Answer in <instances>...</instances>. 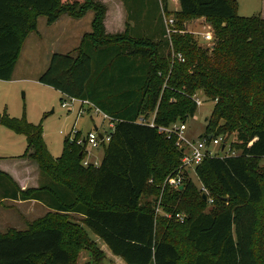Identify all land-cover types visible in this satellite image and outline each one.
I'll list each match as a JSON object with an SVG mask.
<instances>
[{"label": "trees", "instance_id": "1", "mask_svg": "<svg viewBox=\"0 0 264 264\" xmlns=\"http://www.w3.org/2000/svg\"><path fill=\"white\" fill-rule=\"evenodd\" d=\"M178 2V12L163 10L184 33L168 38L163 17L162 36L150 38L133 37L128 26L107 33L108 7L97 0H0L2 81L13 80L40 18L53 25L64 15L80 20L94 13L77 55L54 54L39 82L115 123L96 167L83 164L79 134L66 138L55 159L41 125L0 114V126L26 137L20 158L36 163L42 175L38 188L23 190L0 170V204L38 201L53 210L25 231L0 232V264H78L83 251L90 253L88 264H104L89 232L125 264H264V18L239 17L234 0ZM201 18L214 25L206 48L186 26ZM199 92L215 102L205 140L221 137L224 145L235 135L239 154L205 158L196 167L202 189L186 181L187 170L181 187H164L179 174L184 153L176 138L139 120L184 124L196 113Z\"/></svg>", "mask_w": 264, "mask_h": 264}, {"label": "rangeland", "instance_id": "2", "mask_svg": "<svg viewBox=\"0 0 264 264\" xmlns=\"http://www.w3.org/2000/svg\"><path fill=\"white\" fill-rule=\"evenodd\" d=\"M234 1L239 17H257L262 14L264 9V0ZM126 3L130 14V5L134 9L131 14L133 28L130 31L133 37L146 36L155 38L160 34L161 27L164 29L163 17L166 15L165 9H161L158 0H126ZM138 7L139 10L137 9ZM173 9L175 8L171 6V11H169L171 14L174 11ZM93 18V12H89L80 20L63 16L53 25H49L45 17L40 18L37 32L32 33L24 43L13 80L0 81V114L6 113L10 118L18 120L24 118L35 126L41 125L44 141L50 154L55 159L63 155L66 138L69 136L72 139L75 138L73 133H78L80 139L83 140L90 131H96L95 127L99 129L98 135L105 136V134L111 132L109 127L110 120L94 107L90 106V109L84 108L85 111L83 110L84 112L80 114L81 104L71 102L66 95L39 82L40 77L47 71L54 54L77 55L76 50L80 47L83 35L92 30L91 23ZM186 26L205 48L207 45H213L214 25L208 23L206 19L188 21ZM205 32H209L213 36V40L210 43L202 39V34ZM198 96L203 102L202 105L197 107L193 117L186 119L184 122L187 130L183 136L192 143H197L201 140L205 141L207 120L211 118L215 107V102L208 99L203 92H199ZM63 104H66L67 108H64ZM176 124L181 125L183 123L178 121ZM200 136H203V138L200 139ZM16 138H21L22 140L18 144L16 142V155L23 156L26 148L25 138ZM236 140V136L233 135L225 141L226 149L224 151H222L223 145L215 146L211 141L206 144L205 148L216 156L238 155L239 152L234 150ZM83 147L86 150L84 162L90 161L96 167L101 164L104 155L103 146L92 148L83 145ZM177 148L180 149L178 146ZM33 165L36 168V171H34L35 184L31 185L37 186L38 183L39 187L42 182V175L38 165L34 162ZM190 171L186 181H191L197 189H202V184L196 174V167ZM13 180L19 185L14 178ZM2 200L0 199V201ZM3 202L0 207V232L6 233L12 227H20V230H26L27 225L25 222L16 221L15 204L11 203V200ZM209 209L211 207L207 206L205 211L207 212ZM89 233L92 239L97 240L100 246H103V242L96 235L92 232ZM82 257H80L79 264H85ZM104 264L125 263L112 255V257L105 260Z\"/></svg>", "mask_w": 264, "mask_h": 264}, {"label": "crops", "instance_id": "3", "mask_svg": "<svg viewBox=\"0 0 264 264\" xmlns=\"http://www.w3.org/2000/svg\"><path fill=\"white\" fill-rule=\"evenodd\" d=\"M97 1L104 3L108 7V12H107L106 20H105V26H106L107 33L109 34L122 33L126 30L127 26L130 28V30L133 28L131 14L134 12V9L132 8V5H130V8H131V14H130L126 0H97ZM158 1H159L161 9L166 8L168 11H171L170 7L173 6L175 8L173 9L174 10L173 13L178 12L180 10V5H179L178 0H162V1L158 0ZM137 9L139 10V7ZM64 16H67V15H64ZM260 16L264 18V9ZM203 19L204 18H201L198 20H203ZM187 30L188 32H190L188 27H187ZM160 31H161L160 35L157 38L162 36L164 32L163 27H161ZM15 72H16V69H15ZM95 129L96 131L94 132H98L99 129L97 127H95ZM6 131H9L12 134ZM16 137L25 138L26 148L24 152L26 153L27 147H28L26 137L23 135L16 134L12 130L4 126H0V170L2 172L9 174L12 178H14L19 183V186L23 190H26L28 188H37L38 183H37V186L31 185V184L33 185L35 184L34 171H36L35 170L36 168L34 167L33 162L30 161L29 159L20 158L19 156L21 155H16V142L18 144L20 141H22L21 138H16ZM11 203H14L15 204L14 206L16 207V221L20 220L21 222H25V224L27 225V229H28L29 224L46 216L49 213H52L53 211L51 208H49L45 204L38 202V201H11ZM2 205L3 204L1 203L0 207ZM73 216L77 220H80V221L83 219L81 215L79 216L77 214H73ZM19 228L20 227H16V228L12 227L10 229H16L18 231H25V230H20ZM92 240L96 242L99 245L100 249L105 253L106 255L105 260L109 257H112L113 254L109 250L107 245L103 243V246H100L97 240H94V239ZM81 256H83L82 258L85 264L91 262V256L88 251H83L80 257ZM78 264H79V261H78Z\"/></svg>", "mask_w": 264, "mask_h": 264}, {"label": "built area", "instance_id": "4", "mask_svg": "<svg viewBox=\"0 0 264 264\" xmlns=\"http://www.w3.org/2000/svg\"><path fill=\"white\" fill-rule=\"evenodd\" d=\"M165 25H166V30H167V36L168 38L171 37V35L173 33H184L181 31H176L174 29V25H175V20L173 18H167L165 15ZM202 39L207 42L210 43L213 40V36L212 34H210L209 32H205L204 34H202ZM181 61H184L182 59L181 55L177 56ZM194 102L196 103L197 106L202 105V100L199 98L198 94H196L194 96ZM71 102H78L79 104H81V108H80V114L83 113L85 111V109H90L89 107L93 105L89 104L88 102H84V101H79L77 99L74 98H70ZM64 108H67L66 104H63ZM85 108V109H84ZM95 108V107H94ZM96 109V108H95ZM84 110V111H83ZM98 111V109H96ZM100 112V111H98ZM105 116V115H104ZM106 117V116H105ZM108 118V117H106ZM109 119V118H108ZM110 120V119H109ZM139 123L141 124H146L151 128H158V131L160 134H164L165 136H167L168 139H174L176 138V145L182 149L183 153H184V157L182 159V165L180 167V172L177 176H170L168 177L167 181L164 184V187L166 185L173 187V188H178L181 187L184 181L183 176L181 175L183 173L184 170H188L189 172H191L190 170L197 167L198 165H200L203 160L205 158H207L208 156L213 157L216 156L214 155L212 152L206 150V144H207V140L205 141H199L197 143H192L187 141L184 138V132L187 130L186 125L181 124V125H172L169 127H163V126H157L155 123L154 118L148 122L147 120L141 118L139 120ZM110 130L111 132L108 134H105V136H103V139H100V135L97 134V132H90L88 134V136L86 138L79 139L77 141L78 145H86V146H90L92 148H99L100 146H102V144H108L111 141V133L114 131L115 129V123H113L112 121H110ZM75 134L74 136L77 137L78 133H73ZM211 142L215 145V146H220L223 144V138L218 137L215 139H211ZM234 156V155H232ZM83 164L85 166H89L91 165V162L89 161H85L83 162ZM204 192L207 194V191L205 189H203ZM209 203H213V200L210 199ZM157 213L163 215L162 209H161V200H159L158 202V208H157ZM168 218L170 217L169 215H166ZM177 217L183 222L184 221V216H180L177 215Z\"/></svg>", "mask_w": 264, "mask_h": 264}, {"label": "water", "instance_id": "5", "mask_svg": "<svg viewBox=\"0 0 264 264\" xmlns=\"http://www.w3.org/2000/svg\"><path fill=\"white\" fill-rule=\"evenodd\" d=\"M99 137H100L101 140L103 139V136H102V135H100ZM202 137H203V136H200V139H201ZM210 139H212V136L210 137ZM225 147H226V145H223V146H222V151L225 150ZM203 199H204V200H208V197H207L206 194L203 195Z\"/></svg>", "mask_w": 264, "mask_h": 264}]
</instances>
